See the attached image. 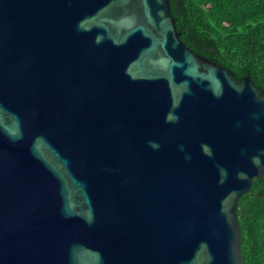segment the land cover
Masks as SVG:
<instances>
[{
    "label": "water",
    "instance_id": "1",
    "mask_svg": "<svg viewBox=\"0 0 264 264\" xmlns=\"http://www.w3.org/2000/svg\"><path fill=\"white\" fill-rule=\"evenodd\" d=\"M264 95L170 0H0V264H246Z\"/></svg>",
    "mask_w": 264,
    "mask_h": 264
},
{
    "label": "trees",
    "instance_id": "2",
    "mask_svg": "<svg viewBox=\"0 0 264 264\" xmlns=\"http://www.w3.org/2000/svg\"><path fill=\"white\" fill-rule=\"evenodd\" d=\"M180 38L197 54L250 78L264 95V0H170ZM241 252L264 264V175L239 201Z\"/></svg>",
    "mask_w": 264,
    "mask_h": 264
}]
</instances>
